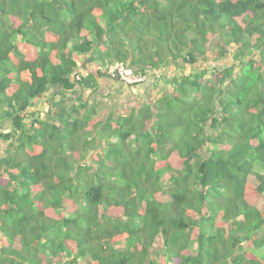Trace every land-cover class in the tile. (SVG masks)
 I'll return each mask as SVG.
<instances>
[{
  "label": "trees",
  "instance_id": "obj_1",
  "mask_svg": "<svg viewBox=\"0 0 264 264\" xmlns=\"http://www.w3.org/2000/svg\"><path fill=\"white\" fill-rule=\"evenodd\" d=\"M208 49L100 114L112 65ZM0 144V264H264V0H0Z\"/></svg>",
  "mask_w": 264,
  "mask_h": 264
},
{
  "label": "clouds",
  "instance_id": "obj_2",
  "mask_svg": "<svg viewBox=\"0 0 264 264\" xmlns=\"http://www.w3.org/2000/svg\"><path fill=\"white\" fill-rule=\"evenodd\" d=\"M232 62V61H231ZM221 65V64H219ZM217 65V66H219ZM94 69H97L96 65L93 66H86L85 68H79V72L81 74H87L88 72H91L92 74L96 73V70L94 71ZM105 70V69H103ZM107 70V74L108 77H106L107 79L104 80H98L99 81V87L100 88V92L104 93L103 97H99V96H95L97 99L100 100L101 103V107H100V114L103 117H107V115L114 113L117 115H123V116H128L132 113V110L135 108L140 107V105H144V104H151L149 102H155L156 100L160 99L162 96L169 94L172 91V83H171V79L175 76L173 73H170L169 68H167V71H165L166 69H162V70H157L156 72H149L146 74L143 73H138L134 70V68L129 67L126 64L123 63H116L114 65H112L110 68L106 69ZM115 72L117 75H115ZM148 74V75H147ZM150 74H154L155 78L154 80H151L149 77ZM113 76H115L117 78V80L113 79ZM75 79H79V76H76ZM147 81L149 82L151 85L150 87H146L143 83ZM101 84H104L103 87H101ZM129 85H136L133 86L134 88H129ZM165 86H168L170 91L167 93H164L163 90L165 89ZM138 88V90H134L132 91L131 89H136ZM119 90H125L124 94L129 95L130 98V102H128L125 108L126 113L121 114V113H117L114 109H106V101H112L111 103L113 105H115L117 108L118 107H122V105H120L119 103H115L114 104V99L118 96L117 92ZM155 93L157 95H155ZM108 95V96H106ZM50 98V97H49ZM83 98H89L90 100H93V97L91 95H89V92H86L83 96ZM151 98H155L154 100L149 101ZM132 102V103H131ZM47 106L48 105H44V107L42 108V110H44V113L47 112ZM103 110V111H102ZM108 110V112L106 113V111ZM102 111V112H101ZM121 111V109L119 110ZM103 113H106L105 115H103ZM157 241H159L158 245H160L161 243V237L158 236L157 237ZM160 249V248H159Z\"/></svg>",
  "mask_w": 264,
  "mask_h": 264
},
{
  "label": "rangeland",
  "instance_id": "obj_3",
  "mask_svg": "<svg viewBox=\"0 0 264 264\" xmlns=\"http://www.w3.org/2000/svg\"><path fill=\"white\" fill-rule=\"evenodd\" d=\"M217 51H219V49L217 48L216 49ZM216 51V53H212V51H210L209 49H208V51H207V53H206V55H205V60L203 61L202 59L201 60H199L195 65H193V66H191V65H187V64H185V63H183L182 61L181 62H179L178 64H175V65H172V66H170V67H168L169 68V70H170V72H169V74L170 73H173L175 76H178V77H180L182 74H189V70H190V68H194V67H197V68H209V67H213V66H217V65H219V64H221V65H223V64H227V63H231V60H230V57L228 56V57H226V58H223V59H221L219 56V53ZM104 69V67H101V70H103ZM96 69H94V71H95ZM165 71H167V69L165 70ZM107 79V78H106ZM103 85L104 84H101V87H103ZM134 90H138V88H136V89H133L132 91H134ZM124 91L125 90H119L118 92H117V94H118V96L114 99V104L115 103H119L120 105H122V107L120 108V107H116L115 105H113L111 102V100L110 101H106L105 103V107H106V109H108V110H110V109H114L118 114L119 113H121V114H124V113H126V111H125V108H126V104L128 103V102H130V96L129 95H126V94H124ZM170 91V89H169V87L168 86H165V89L163 90V92L164 93H167V92H169ZM155 95H157L156 93H155ZM155 98H151L149 101H151V100H154ZM132 103V102H131ZM149 103H152V102H149ZM121 109V111H119ZM108 110L106 111V113L108 112ZM134 110V109H133ZM132 110V111H133ZM103 111V110H102ZM101 111V112H102ZM106 113H103V115H105ZM177 132L176 131H174L173 132V135H175ZM172 139H171V143H173L174 141H175V137L173 136V137H171ZM3 147H5V145H3V144H0V152L2 151V149H3ZM159 243V241H157V243L156 244H158ZM156 248L157 249H159L160 247H159V245H156Z\"/></svg>",
  "mask_w": 264,
  "mask_h": 264
}]
</instances>
